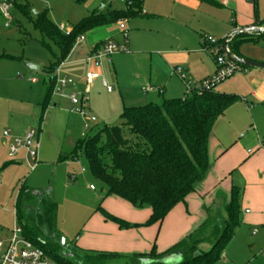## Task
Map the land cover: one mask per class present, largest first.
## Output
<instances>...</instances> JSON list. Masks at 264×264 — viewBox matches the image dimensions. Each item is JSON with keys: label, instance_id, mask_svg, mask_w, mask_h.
I'll use <instances>...</instances> for the list:
<instances>
[{"label": "rangeland", "instance_id": "obj_1", "mask_svg": "<svg viewBox=\"0 0 264 264\" xmlns=\"http://www.w3.org/2000/svg\"><path fill=\"white\" fill-rule=\"evenodd\" d=\"M27 5L30 15L23 11ZM120 6L123 5L116 0H24L10 10L11 21L8 27L4 26L5 21L0 18V177L2 179L0 226L3 231L6 230V239L10 240L16 223L14 216L16 191L24 183L26 187L37 190L36 193L51 192L52 199L57 206L56 216L53 223L44 222L43 229L46 230L45 235L52 240L53 244L60 246L59 253L62 256L84 263L83 259L86 257L96 258L110 255L109 258L103 259V264H152L155 261L150 259L149 255L156 247L159 262L180 264L182 261L180 256H166L165 253L195 228L193 216L188 224L185 223V226L183 225L177 232L174 230L173 234H165L166 227L160 233V226H147L148 219L131 223L127 219L130 218L129 210L120 206L128 205L130 207V204L118 197L108 196V188L91 174L88 161L82 150L78 151V161H61V156L73 154L85 135L93 137L104 126L120 127V114L126 106L140 107L137 105L144 102L142 89L149 88L148 82H142L143 79L140 77H147L151 73L155 74L156 70L150 63L152 53L137 54L133 58H130L129 54H116L111 58L113 64L108 66L102 64L104 69L102 80L107 81L114 93L109 95L102 87L101 80L95 82L91 94L93 109L92 112H89L98 121L92 125L89 132L84 130L85 119L70 112L71 106L65 99L53 97L52 103H59L58 108L55 109L52 104L42 123L40 114L34 116V111H32L34 110L31 106L32 102H35V109L38 111L39 97L45 85L49 84L47 72L55 63L56 56H59L58 48L35 26L36 17L45 14L54 26L60 29V26L63 25L66 30H71L82 19L92 14L106 13L110 8L116 9ZM258 6L264 12V0H258ZM143 13H145L144 9ZM126 26L127 24L105 26L96 30L94 33L97 34L94 35L101 36L106 31L105 34L108 38H114L121 43L124 35L127 34L130 42L132 32L130 28L126 29ZM88 36L93 37L91 34H87L85 38L87 39ZM247 49L250 52L263 55L264 38L259 43L249 44ZM148 50L151 52L153 49ZM201 50L204 51L203 46ZM29 65L39 67V70H31ZM67 65L64 66L63 73L67 69ZM177 69H181V67ZM259 71L264 74V70L247 67L246 72H241L228 79L217 86L214 91L244 95L245 89L239 93L234 91L233 82L239 78L250 80L249 73L255 75ZM33 78L38 81L37 84L31 83ZM130 97L141 100L130 101L132 99ZM162 104L163 102L159 105ZM249 110L251 111V108ZM250 114L256 118V131L263 138L264 106L258 107ZM29 117L31 122L29 130L35 129L39 132L41 143L39 164L34 171H30L28 163L24 160L22 163L14 164L17 157L10 156L6 147L8 139L4 137V132L12 131L11 124L17 122L23 127ZM244 117L245 123L249 126L247 128L237 125L230 126L227 131L231 140L246 141L253 133L250 115ZM127 138L131 143H135L134 136L127 134ZM105 164L110 165L109 157L105 158ZM82 170H84L83 173H81ZM72 172L80 173L78 180L70 179L69 175ZM238 176V174L237 177L234 176V180L237 178L240 181ZM225 198L227 196L222 194L220 205L218 203L210 204L212 200H205L204 204L213 205L215 213L224 217L222 205ZM99 208L128 221L133 227L128 230L119 229L115 223L105 219ZM135 211L144 214L143 210ZM118 231L120 237L116 236ZM77 237L80 241H76ZM210 248L211 245L207 243L199 246L201 252H207ZM225 250L226 254H223L215 264H264V238L261 235L253 237V233L247 228H242ZM73 255H76L75 258L72 257Z\"/></svg>", "mask_w": 264, "mask_h": 264}, {"label": "trees", "instance_id": "obj_2", "mask_svg": "<svg viewBox=\"0 0 264 264\" xmlns=\"http://www.w3.org/2000/svg\"><path fill=\"white\" fill-rule=\"evenodd\" d=\"M23 11L30 15L28 5ZM143 16L142 1L136 0L131 5L82 19L68 35L54 26L45 14L36 17L35 26L59 50V56H56L55 63L47 72L49 84L45 85L39 103L41 123L55 96L53 73L69 58L77 39L95 28ZM259 36L263 38L264 33ZM250 41L254 39L240 33L237 39L230 41L229 50L239 57V47ZM239 101L241 98L238 95L215 91L199 95L192 92L184 98L165 100L162 105L124 108L120 114V127L104 126L93 137L85 136L73 154L61 156V161H78V151L82 150L91 174L108 188V196L118 197L136 209H150L146 225L161 226L177 206L186 205L187 198L196 192L197 186L206 178L211 169L208 143L214 126ZM127 134L134 136L135 143L128 140ZM106 157L110 158L109 166L105 164ZM16 192L15 217L23 237L41 248L56 264H103V259L110 257H86L83 263L62 256L60 246L54 245L43 229V223H53L56 216L57 206L51 192L35 194V190L24 183ZM99 210L106 220L115 223L119 229L133 227L128 221L102 208ZM222 211L224 217L207 208L205 222L168 249L165 255L180 256V264L218 262L241 225V191L238 188L232 187L230 201L223 205ZM203 243L211 245L209 251L201 252L199 246ZM197 251L201 252L199 258L195 257ZM158 256L154 247L149 255L155 261L152 264H163L158 261Z\"/></svg>", "mask_w": 264, "mask_h": 264}, {"label": "crops", "instance_id": "obj_3", "mask_svg": "<svg viewBox=\"0 0 264 264\" xmlns=\"http://www.w3.org/2000/svg\"><path fill=\"white\" fill-rule=\"evenodd\" d=\"M122 7L120 6L116 9ZM103 8L105 7L103 6ZM142 8L145 12V16L143 17L106 25L107 27H112L117 24H127L126 29H131L132 38L128 44L129 52L123 54H129L130 58H133L137 54L148 55V53H152L150 55V63H152V66L157 71L155 70V74L151 73L147 77H140L143 79L142 82H148L149 88L142 89L144 102L137 106L148 104L159 105L165 100L184 98L188 93V83L195 86L216 73L217 65L214 58L209 53L201 50L203 46H201L202 38L205 35L222 40L229 37L237 39L241 33L245 37L247 36V38L254 39V41L245 42L239 47L238 58L264 65V54L250 52L247 49L249 44L259 43L264 37L259 38L260 33L245 32L250 29L264 28V23H262L264 12L259 8L258 0H143ZM102 27L87 32L85 36L87 34L93 36H88L90 42L87 40L88 38H85L82 44L73 49L71 55L66 60L67 62L65 61L63 68L65 65H68L64 73L62 68V74L73 79L75 82V85L66 91L67 95L85 89L88 72L99 74L100 78L95 82L101 80L102 85L103 66L113 64L111 60L110 62L103 63L101 67H95L84 62L85 58L102 43L107 41L118 42L113 37V39L108 38L105 34L106 31L101 36L94 35L97 34L94 32ZM148 49L153 50L148 52L150 51ZM178 67H181V69H177ZM178 70L185 76L184 79L177 73ZM259 70L263 71V69ZM248 77H251V79L239 78L233 82L232 88L234 91L239 93V91L245 89L244 95H238L241 101L231 106L214 126L208 143V154L211 163L210 171L200 183L201 185L196 188V192L187 198L186 205L181 204L177 206L161 226L158 225L161 227L160 233L164 227L167 229L165 234H173L174 230L176 232L179 231L183 225L185 226V223L188 224L192 220V216L195 219V228L191 230V233H193L207 219V208L214 210L213 205H216V203L220 205L222 194L227 196L226 200H223V205L228 203L231 198L232 187H236L241 191V225L236 230L233 239L242 228L249 229L253 233V237L261 235L264 238V137H260L256 131V118L250 114L251 111L264 106V74L259 71L253 75L250 72ZM95 82L90 88L91 94ZM31 83L37 84L38 81L36 80L35 83ZM113 93L112 91L108 94L112 95ZM42 95L43 91L37 102L38 111L35 109V102H32L31 106L34 109L32 110L34 111V116L40 114L39 103ZM54 97L59 96L55 95ZM59 98L67 100L72 110L73 105L68 98ZM140 100V98L130 99V101ZM52 104L55 109L58 108L59 103L54 102ZM126 108L128 107L126 106ZM250 108L251 111L249 110ZM92 109L91 98L89 111L92 112ZM245 115H250L251 117L253 133L246 141L231 140L228 137L227 131L230 126L237 125L244 126L245 128L249 126L245 123ZM25 124L23 127L17 122L11 124L12 131H10V134L19 137L24 136L31 126L30 117L26 119ZM7 139L6 147L8 148V143L11 142V139ZM2 147L4 148V146ZM14 157H17L14 164L22 163L23 160L27 162V155L24 150L18 152ZM237 174L239 175L238 178L240 177L241 179L240 181L237 178L234 180V176L237 177ZM36 191L35 194H38L39 192L36 193ZM16 198L17 192L14 201V216ZM205 200H212L210 204L213 203V205L204 204ZM120 206L129 210L130 218L127 219L131 223L134 221H144L150 217L151 212L148 208L136 209L131 205L130 207L128 205ZM108 207L109 205L107 209ZM135 210H143L144 214L138 213ZM138 218L141 219L137 220ZM113 231L116 232L115 229ZM5 234L6 230L3 231V228L0 226V239L8 241L9 239H6L7 236ZM119 234L120 232L118 231L116 236L120 237ZM76 241H80L78 237ZM223 254H226V250Z\"/></svg>", "mask_w": 264, "mask_h": 264}, {"label": "built area", "instance_id": "obj_4", "mask_svg": "<svg viewBox=\"0 0 264 264\" xmlns=\"http://www.w3.org/2000/svg\"><path fill=\"white\" fill-rule=\"evenodd\" d=\"M22 1L24 0H0V17L5 21V27H8L11 21L10 10L16 4H19ZM116 1L124 6L131 5L136 0ZM60 30L67 35L71 32L66 30L63 25L60 26ZM128 40V35L125 34L122 43L107 41L98 49L93 50V52L85 58L84 62L95 67H101L103 63L110 62L114 55L128 53ZM231 40V37L221 40L209 35L203 36V49L214 58V61L217 65V71L212 77L195 86L188 83V93L196 92L199 95H202L206 92L214 91L217 86L224 83L228 79H231L241 72H246V68L229 58L227 55V53H230L228 45ZM84 41L85 36L79 37L76 41L75 47L82 44ZM64 63L55 69L52 76V78H55L56 81L55 95L62 98H68L71 101V104L73 105L71 112L78 114L85 119L84 130L85 132H89L92 128V125L98 121V119L94 115H90L89 112L91 100L90 88L93 83L100 78V75L94 72H88L86 75L85 89L83 91H75L67 95L65 90L73 87L75 82L73 79L62 74ZM177 73L182 79L185 78V76L181 74L180 70H178ZM31 82L35 83L36 80L33 79ZM102 85L106 88L108 93L113 91L106 80H102ZM4 136L11 139V142L8 146L10 156L14 157L18 152L24 150L27 155L29 169L30 171H34L39 164V153L41 148L39 132L35 129H31L24 136L19 137L13 136L9 131H6L4 132ZM249 153H251V151H249ZM83 172L84 170H82L81 173ZM79 174L80 173L78 172H72L69 177L72 181H76L78 180ZM1 183L0 177V185ZM0 264L56 263L51 260L41 248L35 246L32 242L26 240L23 237L22 229L16 221L12 238L8 241H3L0 239Z\"/></svg>", "mask_w": 264, "mask_h": 264}, {"label": "water", "instance_id": "obj_5", "mask_svg": "<svg viewBox=\"0 0 264 264\" xmlns=\"http://www.w3.org/2000/svg\"><path fill=\"white\" fill-rule=\"evenodd\" d=\"M245 32H256V33H264V28H261V29H258V28H255V29H250L248 31H245ZM243 32V33H245ZM233 38V37H231ZM228 57L231 58L232 60H234L235 62L239 63V64H242L246 67H252V68H259V69H263L264 70V65L262 64H259V63H256V62H253V61H249V60H246V59H240L238 57H236L235 55H233L231 52L230 53H227ZM31 70H39V67H36V66H33V65H29L28 66ZM62 243L64 244V240L62 241ZM196 257H199L201 255L200 252H196Z\"/></svg>", "mask_w": 264, "mask_h": 264}]
</instances>
